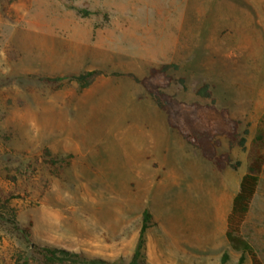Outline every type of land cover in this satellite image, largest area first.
<instances>
[{
    "label": "rangeland",
    "instance_id": "obj_1",
    "mask_svg": "<svg viewBox=\"0 0 264 264\" xmlns=\"http://www.w3.org/2000/svg\"><path fill=\"white\" fill-rule=\"evenodd\" d=\"M164 64L185 80L168 94L208 104L196 95L208 84L248 131L244 150L218 149L238 169L218 171L128 78L34 79L95 69L142 78ZM256 151L264 0H0V264H48L41 247L126 264L145 213L144 264H237L226 218ZM243 236L264 263V166Z\"/></svg>",
    "mask_w": 264,
    "mask_h": 264
},
{
    "label": "trees",
    "instance_id": "obj_2",
    "mask_svg": "<svg viewBox=\"0 0 264 264\" xmlns=\"http://www.w3.org/2000/svg\"><path fill=\"white\" fill-rule=\"evenodd\" d=\"M178 70L179 67L176 64H164L159 68H152L148 75L142 78L128 72L108 73L105 70L95 69L78 75L43 76L34 79L48 87L57 88L63 85L65 81L88 87L99 78H128L140 85L158 110L165 114L168 127L175 131L188 145L198 150L201 156L206 161L211 162L218 171L238 169L240 162L233 161L229 152L219 154L218 149L221 147L222 140H225L228 143L229 150L234 148L244 150L248 131H240V122L231 117L228 109L216 107L208 84H204L196 91L198 97L210 100L208 104L187 103L168 94L167 90L174 83H179L183 88L185 87L183 78L175 80L170 73ZM44 153L46 157L51 156L48 149ZM263 166L264 152L256 151L251 158L248 173L240 181L239 190L233 198L226 218L225 238L228 247L241 254L237 264H244L247 257L250 259L251 264H264L255 248L243 236V226L258 191ZM148 220L149 215L145 213L137 245L126 264H144L145 235L150 227ZM23 233L28 239L30 228L25 229ZM38 251L48 264H116L99 259H87L79 254L51 247H41L38 248ZM227 260L228 254L224 253L222 263Z\"/></svg>",
    "mask_w": 264,
    "mask_h": 264
}]
</instances>
